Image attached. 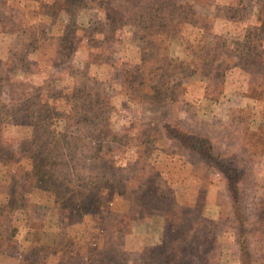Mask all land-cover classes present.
Here are the masks:
<instances>
[{
    "label": "rangeland",
    "instance_id": "obj_1",
    "mask_svg": "<svg viewBox=\"0 0 264 264\" xmlns=\"http://www.w3.org/2000/svg\"><path fill=\"white\" fill-rule=\"evenodd\" d=\"M158 252L264 264V0H0V264Z\"/></svg>",
    "mask_w": 264,
    "mask_h": 264
},
{
    "label": "trees",
    "instance_id": "obj_2",
    "mask_svg": "<svg viewBox=\"0 0 264 264\" xmlns=\"http://www.w3.org/2000/svg\"><path fill=\"white\" fill-rule=\"evenodd\" d=\"M175 131H177V133L180 135L179 138H181V143L182 145H189L191 146L195 151H198V153L200 154V156L203 159H206L210 164L214 165L215 167H219L217 164H219V160L217 159V155L214 152V148L212 147V145L204 138L196 136V135H192L189 134L188 132L184 131V130H180L178 129V127L173 128ZM224 176L226 177L227 180V186H228V190L231 193V197L232 200L234 201V209L235 207L238 208V213L241 215L240 216V220L238 222L239 225V233H238V238H239V247L240 249H244L245 246V238L247 233L245 232V224L244 223V215H243V208H242V202H241V189L239 188L238 182L240 180V177L242 175V170L239 171H234V170H223L221 169ZM228 171L229 174H226ZM226 172V173H225ZM177 218V213L174 214V217H172V222L173 221H177L175 220ZM198 221V218L196 219L195 222H193L192 224H190L188 226V229H192L193 224H195ZM175 231V230H174ZM170 233V232H169ZM167 229L164 232V237H163V245L165 244V241L167 240L168 236H173V233L169 234ZM198 237V234L195 232V238ZM187 238V237H185ZM190 245H197L196 242L194 241H190L188 239H183V240H176L175 243L170 244L169 247L174 251V252H182L184 250V248L189 247ZM198 246V245H197ZM152 252H156V251H152ZM151 258V257H150ZM241 258L243 261L246 260V253H242L241 254ZM186 259V254L183 252V254L180 255V258H178L177 262L178 263H174L173 261H167V257L166 255H163L162 253L158 252L157 255L154 254L153 258H152V263L153 264H183L182 262H185Z\"/></svg>",
    "mask_w": 264,
    "mask_h": 264
}]
</instances>
